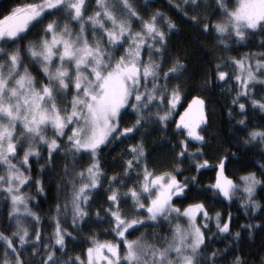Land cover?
I'll return each mask as SVG.
<instances>
[{
  "label": "snow or ice",
  "instance_id": "obj_1",
  "mask_svg": "<svg viewBox=\"0 0 264 264\" xmlns=\"http://www.w3.org/2000/svg\"><path fill=\"white\" fill-rule=\"evenodd\" d=\"M156 2L16 0L0 13V264H249L234 245L264 218L233 232L232 213H213L206 193L231 204L239 192L255 220L264 213L256 199L264 163L259 175L228 174L230 158L240 157L219 155L201 135V97L176 119L197 85L170 42L181 24L212 40L203 84L227 86L229 116L238 110L236 124L247 129L239 142L264 160V124L248 127L249 106L264 113V0H168L171 14ZM257 35L261 51L230 55ZM170 131L175 143L154 155L148 137ZM117 148L108 165L106 150ZM202 170L215 173L206 187ZM49 171L58 172L55 204L42 216L24 189L47 195ZM225 237L223 249L209 251Z\"/></svg>",
  "mask_w": 264,
  "mask_h": 264
},
{
  "label": "trees",
  "instance_id": "obj_2",
  "mask_svg": "<svg viewBox=\"0 0 264 264\" xmlns=\"http://www.w3.org/2000/svg\"><path fill=\"white\" fill-rule=\"evenodd\" d=\"M16 0H0V13L9 9ZM139 3H143L144 0H138ZM237 0H227L229 6H235ZM152 8H160L161 11L169 12L171 14L170 6L168 0H157L155 4L151 5ZM175 19V17H173ZM38 29H34L33 32ZM36 32L31 33L28 39L35 38ZM260 36L251 37L248 45L246 47L235 46V51L231 52L230 55H238L241 53H246L248 51H261L259 47ZM171 47L174 50H180L186 55V62L188 67V75L194 78V82L197 86L189 89L186 96L182 99V106L178 108L176 119L179 118V113H182L188 104L192 102L193 97L199 96L205 100L207 105V115H208V125L204 128L201 135H205L209 141L210 148H220L219 155H224L230 152H236L237 156L240 157L239 162L231 159L229 160V175H241L246 171H254L258 173L259 163H264L259 155L260 149L258 147H248L245 148L240 142L239 138L244 137L247 129L241 131V126L236 124V121L241 117L237 114L238 110L233 111V115L229 116V105L231 97L227 94L226 85H221L219 87H212L209 85H204L201 79L203 72L206 68L205 61L210 59L209 52L212 51V40L200 34L199 31L193 30L186 25H179V30L171 38ZM222 88L225 91L222 92ZM259 92V88H257ZM249 125L251 128L254 125L264 124V113L259 112V110L253 111L251 106H249ZM175 129V124L171 126ZM179 137H177L178 139ZM171 141L175 143L171 131L168 133L154 132L152 136L148 137V147L150 151L154 152V155L158 156L162 151H166V148H161L160 145L163 143L167 145ZM237 149L239 151L237 152ZM190 151L193 148L189 149ZM110 151V154L108 152ZM119 148L115 150H106V154L103 157L108 161V165H111L113 156H116ZM212 153L209 152L208 156ZM208 156L202 157L201 159H206ZM216 160L210 161V166L216 164ZM43 163V161H41ZM61 165L58 163L57 169ZM195 174V172H185L184 175ZM33 178H41L40 165L33 163ZM215 173L210 170H202L200 174V186L206 187L213 180ZM48 188L47 195L41 194L37 196L35 188L30 186L25 188L24 191L29 193L34 197L32 204L35 206L36 211H38L42 216L48 213L50 205L55 204V183L58 179V172H46L43 174ZM183 178V177H181ZM240 193L238 192L234 197V202L229 204L228 201L224 200L222 197L219 199H212V193H206L208 197L207 203L211 211H221L225 217H227L228 212L232 213V231L236 232L240 230V225L245 223H257L262 218H264V213L257 215L255 220L249 221L244 214V210L240 207ZM256 199L264 204V191H258L256 194ZM3 205L2 199H0V206ZM167 225H165V228ZM51 231V229H49ZM86 231V230H85ZM151 231V229H149ZM160 231V229H157ZM213 231H215V226L213 222ZM139 233H134L130 239L135 238ZM108 237H101V239H107ZM230 238L225 237L222 242L219 240L211 241L209 244V251L213 248L223 249L226 244L229 243ZM70 248H75L76 251H80L79 245L69 244ZM238 247L239 251H235ZM234 254L242 255L245 259L249 261V264H260L261 258L264 257V228H257L253 231L252 235L249 236L248 232H243V238L241 239L238 246L234 245ZM231 259V256L229 257ZM222 264V262H218Z\"/></svg>",
  "mask_w": 264,
  "mask_h": 264
},
{
  "label": "rangeland",
  "instance_id": "obj_3",
  "mask_svg": "<svg viewBox=\"0 0 264 264\" xmlns=\"http://www.w3.org/2000/svg\"><path fill=\"white\" fill-rule=\"evenodd\" d=\"M93 2H94V0H93ZM35 32H37V30H35L34 32H32V33H35ZM31 39H34V38H31Z\"/></svg>",
  "mask_w": 264,
  "mask_h": 264
}]
</instances>
